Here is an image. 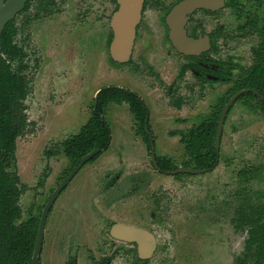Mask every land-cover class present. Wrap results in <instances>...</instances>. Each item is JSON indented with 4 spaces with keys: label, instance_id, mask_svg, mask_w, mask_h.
Masks as SVG:
<instances>
[{
    "label": "rangeland",
    "instance_id": "1",
    "mask_svg": "<svg viewBox=\"0 0 264 264\" xmlns=\"http://www.w3.org/2000/svg\"><path fill=\"white\" fill-rule=\"evenodd\" d=\"M116 9L115 0H33L15 21V42L24 51L22 74L27 84L20 111L27 126L17 139L16 161L21 182L28 190L20 199L22 218L18 224L41 214L70 171L62 144L87 123L100 88L118 85L135 90L133 79L142 93L156 92L151 103L149 96H142L150 110L156 153L174 158L178 167L186 159L184 147L168 134L188 130L215 103L214 89L207 90L190 72L179 77L187 62L150 61L142 41L129 68L113 62L110 20ZM18 65L14 63L16 69ZM115 105L106 116L113 141L104 165L99 164L103 171L97 172L105 184L101 190L111 182H121L127 167H139L126 172L125 190L119 185L115 197L104 198V208H109L107 212L120 211L114 206L125 194V205L150 225L158 248L147 264H234L249 236L248 229L235 231L232 219L236 212L252 216L264 213V118L237 106L224 130L217 169L176 178L156 171L141 140L125 141V136L134 134L133 119L125 105ZM124 147L125 166L120 165ZM96 164H87L57 200L45 234L46 264L66 263L74 250H54L64 243L87 249L76 252L79 263L89 264L86 255L95 251L90 248L110 241L107 232L111 221L100 210L90 219L95 194L91 183L95 180L98 184L99 179L92 178L86 169L95 170ZM243 171H250L246 181L239 175ZM127 219L125 223H133ZM66 234L76 237L65 236L60 242ZM115 261L140 264L134 250H125V262L121 256Z\"/></svg>",
    "mask_w": 264,
    "mask_h": 264
},
{
    "label": "flooded vegetation",
    "instance_id": "2",
    "mask_svg": "<svg viewBox=\"0 0 264 264\" xmlns=\"http://www.w3.org/2000/svg\"><path fill=\"white\" fill-rule=\"evenodd\" d=\"M32 1L33 0H28L26 2L25 7L15 16V18L12 21H10L6 25L4 31L6 30L9 24H13V27L17 35V29L15 28L14 25L15 21L19 18V16L22 13L26 12L29 9ZM115 1L117 4V9L113 13V15L119 9V0H115ZM186 1L189 0H145L144 1L141 21L136 29V36H135L134 46L132 49V55L130 60L125 63H119L115 61L111 56L110 47L114 38V31L111 26V22L113 18L112 15L110 20V28L112 31V35L109 45V52L112 61L115 62L117 65H127V68H129L130 64L134 62L136 50L137 48L140 47V41H142L144 43L143 45L146 48V52H147L145 57H147L148 60L152 61L151 59H153L161 62H187L188 64H184L181 67L179 77L183 78L185 74L190 72V74L193 77H195L200 82V84L206 87L207 90L214 89V91L217 92L215 103L211 105L210 112L208 114L199 117L197 123L192 125L188 130L187 129L178 130L172 132L171 134H168L170 137L174 138V141L176 138H178L179 142L184 147L186 159L184 160L182 166L178 167L174 162V158L167 155L158 156L156 153V149H155L156 140L150 122V110L146 101L142 97L144 95L149 96L148 101L150 102L153 100V97L157 95L156 92L150 91V92L142 93V91H140L141 89L138 88L139 84L130 78L132 82H134V86H135L134 88L137 91L119 87L118 85L105 86L100 88L96 92L95 98L92 103V107H93V104L97 102L98 94L104 88L107 87H117L124 89L125 91L134 94L141 101H143L146 108L148 109V114L145 120L143 121V123L135 118V115L131 111V106L127 101L121 104L112 103L108 107L106 116L108 114L109 108L112 105L114 104H116L115 106L125 105V107L128 109L129 114L132 116L134 123V127L132 128V132L134 131V134L132 136H128V135L125 136V141L130 143V142H138L141 140L146 145L147 147L146 149L148 150L150 156H152V163L156 171L162 175L173 176L176 178H181L182 176H186V175L196 176L202 174H209L217 169L221 159L220 151H221V142H222L224 130L232 111L235 110L237 106H240L241 108L245 109L251 115H258L262 117V119L264 118V0H204L202 6L192 9V11L190 12H185L184 31L186 37L191 40V43L188 45V49H187L188 52H182L178 49V47L175 45L174 41L171 38L172 29L168 22V17L178 6H180L182 3H185ZM16 35L14 36V44L17 45L19 48H21L15 42ZM1 46H2V38H1ZM2 58L6 59V56L3 54V48L1 52V61ZM24 60H25V55H24ZM16 62L19 63L17 69L14 66V63ZM0 66H1V62H0ZM12 67L15 70V72H18L19 68H22L23 71L25 68L24 61L22 67L20 66L19 61H13ZM22 71L20 73L21 76H23ZM26 96H27V84H26ZM26 96L19 101L20 111L22 110L21 109L22 103L26 99ZM92 107H91V112H92ZM223 116H224V121H223L224 124H223L221 140L218 148L217 135L219 130V124ZM21 117L25 119V128H26L27 119L23 116ZM213 117H217V130H216V138H215L217 161L214 168L209 170L198 167V162L196 158L191 154V152L189 153L187 150L186 140L196 128H198L203 124H208V122H210V119H212ZM89 119L87 120V123ZM106 121L108 122L107 118ZM24 130L22 132V135L24 133ZM110 131H111V135H110L111 140H110L109 149L104 151L99 150L98 154H96L91 160L85 163L84 166L70 180V182L63 188V190L59 193L56 200L54 201V204L52 205L49 214L47 216L43 247L39 255L40 264H46L44 257L45 256L44 245L45 243H47L45 241V234L48 226V218L50 217V215H52L54 211L53 208L57 200L59 199L61 194L67 189V187L73 181V179L79 174V172L87 164H92V163L93 164L97 163L95 165V170L94 168H92V170L86 169V172L90 171L92 178H95L96 181L97 179H99L98 181L99 183L96 184L95 180L91 183L95 191V194H94L93 203L90 205V219H92L94 216L97 217L96 211L100 210L101 214L105 215L106 218L111 221V225L109 226L107 232V236L109 237L110 241L103 242V245L100 247L90 248V250H95V251L86 255V259L87 261H89V264H117L115 260L118 259L119 256H121L122 260L125 262V250H134L136 252L137 259L140 261V264H147L155 256L158 248L157 236L155 235L151 227H149L150 225L146 224L147 222L142 221V219H140L138 215H136L137 214L136 212L131 211L132 207L129 206V204L125 205V194H122V196H120V199L117 198V203L114 206V208L120 207V211L107 212L109 208L107 206H105L104 208L103 206V201L105 197H107L108 195H112L111 197H115V194L119 189V185L122 190H125V182L123 181L125 179L126 172L133 171L132 169H136L137 167H139V166L133 168H131V166L127 167L124 175L122 176L121 182L118 181L117 184L115 182H111L108 184L109 187L106 186L105 187L106 189L103 188L104 190H101L100 186L105 184L101 183L103 181V177L99 178L100 174H98L97 172L103 171L100 170L99 164L102 163L104 165L105 161L103 162V160L105 159V155L111 153L109 151L113 141L111 127H110ZM78 133L70 135L69 137H67V139L74 135H77ZM19 137H17V139ZM120 138L121 136L118 138L117 142H120ZM17 139H16V151H17ZM133 146H135V144H133ZM46 154L47 156L49 155L53 156L52 152H46ZM120 154L122 156L120 158V165L125 166V147L122 149ZM15 156H16V152H15ZM159 159L165 162L169 168L166 170H161L157 161ZM128 160L131 162L134 161L132 159H128ZM78 165L75 166L71 165L70 171L66 172V174L63 176L62 180L60 181L56 189L52 192V194L48 198L46 204L42 209L41 214L39 216H33L29 218L27 221H25L28 222L29 220H33L34 218L38 220L37 239L39 234L41 218L46 205L49 203L55 191L59 188V186L63 183V181L71 174L73 169ZM124 166L121 167L124 168ZM183 168L192 169L196 171H203V172L202 173L179 172L174 174L171 173V172H176L179 169H183ZM17 169L18 168L16 165L15 171L20 180L19 181L20 187L21 188L24 187L22 193L23 195L24 192L28 190V186L21 182ZM249 174L250 171H243L239 175L243 177L244 180L246 181ZM118 175H120V173H118ZM42 180H44V178ZM43 184L44 182L39 183V185H43ZM19 206H20V200H19ZM126 214L128 216H126ZM236 214L237 216L232 219V224L235 231L237 233H241L242 231L248 229L247 232L249 235V229L251 228V226H244V227L242 226L243 213H241L240 210H238ZM21 218H22V209H21ZM21 218L17 221L16 223L17 225L23 223L22 222L18 224ZM125 218L126 219L130 218L132 220L131 222L133 223H125ZM248 220L253 221L252 227L256 230H259L262 227H264V213H256L254 216L249 215ZM118 225L132 226L138 229L145 230L149 232L151 235H153V237L155 238V248L153 254L149 258H142L140 254V246L136 241H125V233H123L122 239L115 237L112 232H113V228ZM90 228L93 229V226L91 225V221H90ZM83 231L84 230H81V232ZM102 231L103 230L100 231L101 235H102ZM86 232L81 233V235L86 234ZM65 236L76 237L75 234H66L59 241L61 242L62 240H64ZM37 239L35 243V248L37 245ZM247 240L245 241L244 250H247L246 249ZM54 250H74V252H71L70 256L67 257L68 259H66L65 264H87L86 262H82V263L78 262L80 255L79 252H76V250H87L85 248L81 249L73 245L68 246L65 245L64 243L63 247L55 248ZM34 251L32 253L31 261L29 262V264H33ZM238 257H236V259ZM236 259L234 261V264H236Z\"/></svg>",
    "mask_w": 264,
    "mask_h": 264
},
{
    "label": "trees",
    "instance_id": "3",
    "mask_svg": "<svg viewBox=\"0 0 264 264\" xmlns=\"http://www.w3.org/2000/svg\"><path fill=\"white\" fill-rule=\"evenodd\" d=\"M16 31L9 24L2 36L3 54L0 66V264H29L37 239L38 220L34 218L17 225L21 218L19 200L24 187L19 184L16 174V139L22 135L25 119L20 116V100L26 96V81L12 67L13 61H19L22 67L23 50L14 44ZM129 102L135 118L142 123L148 109L143 101L134 94L117 87L104 88L93 104L91 117L81 131L62 144V152L71 165L95 150H108L111 131L106 121L108 107L112 103ZM217 117L208 124L196 128L186 140L188 152L196 158L199 168L213 169L217 161L215 138ZM153 145V144H152ZM161 170L168 165L157 160ZM242 226H251L246 249L236 259V264H264V227L256 230L249 214H242Z\"/></svg>",
    "mask_w": 264,
    "mask_h": 264
},
{
    "label": "water",
    "instance_id": "4",
    "mask_svg": "<svg viewBox=\"0 0 264 264\" xmlns=\"http://www.w3.org/2000/svg\"><path fill=\"white\" fill-rule=\"evenodd\" d=\"M28 0H0V62H1V38L2 33L6 25L12 21L15 16L25 7ZM145 0H119V9L113 15L111 26L114 31V38L111 43L110 52L112 58L119 62H128L132 55V49L134 46L136 29L141 21L142 9ZM204 0H189L178 6L172 14L168 17V22L172 29L171 38L175 45L182 52H188V45L191 40L186 37L184 31L185 12H190L192 9L202 6ZM224 116L222 117L219 130L217 135V147L219 148L222 130H223ZM99 150H95L85 156L80 164L76 166L71 174L63 181L59 188L55 191L54 195L50 199L49 203L46 205L39 227V234L37 239V245L33 255V264H40L39 255L43 247L44 233L47 222V216L49 211L54 204L59 193L63 188L70 182L74 175L91 160ZM186 172V173H202L203 171H196L192 169H179L174 173ZM113 235L117 238H123V233H125V241H136L140 246V254L142 258H149L155 248V238L149 232L138 229L132 226H122L118 225L113 228Z\"/></svg>",
    "mask_w": 264,
    "mask_h": 264
}]
</instances>
